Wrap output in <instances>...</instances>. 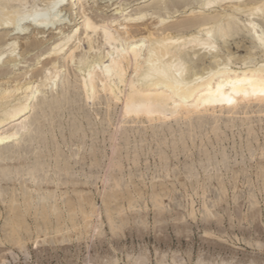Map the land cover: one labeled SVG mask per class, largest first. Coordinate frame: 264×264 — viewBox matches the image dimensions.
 <instances>
[{"label":"rangeland","instance_id":"rangeland-1","mask_svg":"<svg viewBox=\"0 0 264 264\" xmlns=\"http://www.w3.org/2000/svg\"><path fill=\"white\" fill-rule=\"evenodd\" d=\"M72 1H75L74 4H72ZM118 1L119 0H117V1L116 0H98V1H96V0H83V2L85 4V10L84 11L87 13V16L90 15L89 17H91L92 19L94 18V21H96L98 23H103L104 20H107L108 18L111 19L112 17H118L119 16V13H116V9L114 8L116 6V2H118ZM125 1L129 2V4H128L129 6L130 5H132V6L129 7L128 5H126L128 8L125 9L124 12L134 13L135 11H137L138 9H140L142 7L151 8V6L154 4V2L156 0H149L147 2H142L139 4H133L132 0H125ZM69 2H71L72 5L71 4L65 5L62 10L60 9L61 10L60 13L62 15H64L62 17L65 18L63 21L66 22V24L62 25V27H61L63 35L61 33L57 34V33L51 32L52 30L51 31L48 30L45 33L39 32L38 29H34V28L30 27L26 35H24V36L21 35L18 37L17 44H19V43L20 44L18 45L19 48H17L18 51H16V52H19V54L15 58H16V60H18L17 62L19 63V66H16L15 68H13L12 62L9 64L10 67H9V65H5V67L0 66V74L4 73L1 75L2 77L0 76V85L2 87L14 85L17 81L24 83L26 81V79L23 76H25L27 73H28L27 77H30V75L32 74L31 78L33 79V81L37 82L38 77L43 74L42 73L43 69L45 71L46 69L51 67L50 62H52V61L50 60V58H46L47 54H45L44 51L49 50L50 49L49 47H52V45H54L55 42L57 43L59 41V39H61L64 35L75 31L76 25H77L76 26L77 28L82 29V30H80L81 32L79 31V33H81V34H78V36L81 37V40H82L81 44L83 45L80 48V50L82 49V52H85L88 50V43L86 42L87 39L85 38V34H83L84 33V30L82 28L83 27L82 26L83 18L81 17L82 9H80L81 7L79 6V1L78 0H69ZM29 5H32V2ZM68 6H70V7H68ZM169 7L170 8L168 11L170 12V15H173L174 9L171 8V6H169ZM180 10L182 11V8H180ZM149 12H153V10H150ZM116 14H118V15H116ZM153 15L155 16V18ZM153 15H148V17H146L143 22H140L139 24L137 23V25L135 26V28L138 29L137 32L141 31L140 34L138 33L140 36L145 34L144 30H145L146 26H150V27L152 26L153 27V25L156 23L157 14H153ZM174 15H177V16L173 17L176 20L173 18H169L168 20L172 21V23L170 21L169 24H175L177 22L182 23V22H185L188 20V16L186 13L182 14L181 12H179V14L177 13ZM72 29H74V30H72ZM143 31H144V33H143ZM5 33H6V30H0V35H5ZM97 35H99V36H97ZM97 35L95 36L94 49H93V51H90L91 56H94L95 54L97 55L101 51L106 52L109 50V45H107V47L105 46V44H104L105 41H104V38L101 35V33H98ZM9 38H14V35H12ZM9 38H7V40ZM5 40L6 39H4L3 41L0 42V44L3 47L5 46V43L7 42V40H6V42H5ZM35 41H37L38 45L31 46L32 42L34 43ZM76 41H79V40H76ZM102 42H103L104 46H103ZM1 45H0V48L2 47ZM240 45H242V44H240ZM29 46H31L32 48L31 47L29 48ZM248 46H249V44H246V47H241L239 49L240 51H238L237 48L235 47V44H234L233 45V51L238 53V55L243 56L246 53ZM26 48L30 49L29 50L30 52ZM98 50H99V52H98ZM25 52H26V54H24ZM240 52L243 54H241ZM43 53H44V55H43ZM35 57H36V59H35ZM60 60L62 62H64V59L63 60L60 59ZM31 63H33V64L35 63V64L33 65ZM65 67L63 68L64 71H62L63 75L61 73L62 78L60 80H57V82H54L53 84L48 86L47 87L48 89L44 88L43 92H39V93L37 92L36 93L37 98L34 99V101L32 102L33 104H36V106L32 104L33 105L32 106L33 107V110H32L33 114L32 113L31 114L32 115L36 114L35 117H37V116H39L37 114L41 115L46 110H47L46 112H49L50 109H46V110L44 109L42 111L41 110V104H43V102H45V101L48 102L50 99L49 103L51 102V103H54L55 105H57L58 104L57 100L64 99L63 96L67 90L70 92L74 91V95L70 96V98H75V97L78 98L76 100H77V103L79 104L80 108L75 107L73 109L74 110L76 109L79 112L73 110V113H72L69 110L65 109V110L61 111V113H58L57 117H55V119H57V120H53V122L50 120H45V119H48L49 117L48 118L45 117L42 119V121L45 120L44 126H45V128H47V131L44 128L42 130L43 136H41V138H39V140H40L39 146L41 145V147H39L38 144H37V146L35 144V146L31 147L32 149L30 148V150H31V151H29L30 154L29 153L26 154V157L29 156L28 158H30L32 155L29 162L32 160L30 163H32V165H33V162H35L34 161L35 160V158H34L35 154H33V152L35 151V153H37L36 154L37 156L44 152V154L48 157L47 162L45 160H42L44 158H40L39 160L45 161V163H47V165L49 164V169L51 170V172H50L51 175L49 176L50 177L49 179L47 178L49 183L47 185L46 184L42 185L43 188L41 186L39 188V190H36V188L33 187L35 189L32 188L30 190V188H29V190L27 191V193L34 195V198L32 201L33 203L31 202L32 204L35 203L34 206H32L30 204L29 200H27V203H28V206H27L25 197L28 194L27 193L25 194L23 192L24 190L21 188V186H22L21 183L23 181L22 179H21L22 181L14 179L15 184H14L13 178H10V181L7 180L5 183L3 182L4 184L1 183L3 186L2 185L0 186V196H2L0 198V200L2 201V202L0 201V264H264V183H263L264 182L263 181L264 170H262V169H264V164H260L261 162H259V161H261L262 156L259 155L260 152H258V151L264 150L263 149L264 142H262V141H264V138H263L264 137L263 136L264 135V125H263L264 122L258 123L259 113L253 112V110L257 109V108L254 109V107H253V106H256V104H254L255 101H253V100L251 101V103L253 105L251 104L252 108H250V110L252 109V111L249 113V117L253 120L252 125L256 126V127L254 126V129H253L254 131H252V133H251L252 136L254 134L257 135V137L255 138V141L254 140L249 141L248 130L246 131L247 135L245 132H243L246 130L245 127H247V125H241V121H240L239 116L237 118L239 121L236 120L235 127L231 126L232 127L231 129H230V126L227 127L226 125H224L223 121H220V123H219L220 129L219 130H221V132L219 131V133L222 134V136L219 139L215 136V134L213 135L212 131H209L212 127L211 123L206 124L208 127L205 126V127H207L208 131L206 128H205V131L204 130L201 131L200 128H197L196 129L197 131H195L197 133L196 134L193 130H191V128L189 127L188 124H186V122H183L184 120H180L179 122H177L173 119L172 121L169 122L170 126L171 125L173 126V127H171L172 131L168 132L169 130L166 129V131H164V132L162 131V134L159 135L158 137L154 136L153 130H151L152 129L151 124L147 121L145 122V124H138L137 123V124H135V126L130 124L133 127L129 126V124H126L127 127L132 128V130H131V128L129 130V132H131V133L128 132V135H129L128 138L129 139L131 138L130 139L131 143H130V145H128L129 146L128 147L125 144V142H123L124 140L121 141V145L123 147V152H122L123 157H120V159H122V160H120L121 163L119 162L120 164H118V166H117V169H119V170L116 169V172L119 175V177L121 179L122 178L123 179L121 181L122 185L120 183L121 187H120V185L119 186L116 185L117 187L115 188V183L108 182V184L107 183L105 184L104 180H103L105 175H106L105 172H107V169H108L107 163L109 162L108 156L110 154V150H109L110 149V146H109L110 140H108L110 129H108L109 128L108 124H105V123H107V121H104V120H106L104 118L105 117L107 118L106 113L108 112V107L105 104L106 103L105 99H106L107 95L104 92H101L100 96L102 95V97L99 99H96V100H98V103L96 102V100L95 101L90 100V102H89V100L87 101L86 98H84L85 95L83 94V92H81V89H79L80 86L78 84L79 83L78 79H80V76H79L80 72L77 70L76 65L73 63H69V64H65ZM10 68H12L13 70L12 69L10 70ZM16 68H18V69H16ZM27 70L29 72H27ZM7 71H10V72L8 73ZM75 74H77L79 76V78ZM71 80L73 81L74 84L72 83ZM70 82H71V84H70ZM63 83H65V84L63 85ZM72 85H74V86L72 87ZM64 87H66V88H64ZM75 91H77V93ZM81 93H82L83 97L81 96ZM56 94H58V95L55 96ZM60 94H62V95H60ZM60 96L62 97L61 99H60ZM56 97H59V98H56ZM39 98H40V100H39ZM46 98H48V99H46ZM53 98H54V100H53ZM37 99L39 100V102ZM85 100H86V102H85ZM81 102H83V104ZM93 102H95V103H93ZM78 104H77V107H79ZM86 105L87 106L90 105V106H88L89 108L84 107ZM94 105L97 107H95ZM115 106L116 105L113 103V108L110 109L111 114L112 115L114 114L113 117L117 115V111H119V109H120V103L116 107ZM85 108H86L87 112L89 109L88 113H86ZM90 108H91V110H94V111L91 112ZM96 108L100 109V113H99V110ZM105 110H106V112L103 113ZM67 112H68V114H67ZM83 112H85L84 115H83ZM97 112L100 114L99 116L96 115ZM64 113H65V115L62 116ZM74 113L76 115H80V113L82 114L81 116L83 118V120H82V127L83 128L89 129L91 126H95L96 124L99 126L98 131H101V133L98 134L99 136H98V140H97L96 145L91 143V146H90V144H88L91 142V138L88 136L85 138V141L83 140L84 141V143H83L81 137H79L82 135H80V133L75 134L73 132V130H71V129H73L72 127H67V125L71 126V123H70L71 122V116H73ZM219 113L220 112L218 111L216 115H219ZM91 114H93L94 117L91 116ZM103 115H105V116H103ZM239 115L242 116V114H239ZM254 115H255V119L253 118ZM88 117H89V119H88ZM96 117H97V119H96ZM90 119H91V122H90ZM59 120H61V121H59ZM66 120L68 121V124H67ZM21 121H24V118H22L21 120L15 122V123H19ZM49 121L52 123V125H50L51 123ZM100 121H103V122L101 123ZM173 121H175V122H173ZM58 122H60V123H58ZM87 122H90V123H87ZM222 122H223V124H222ZM56 123L58 126L56 125ZM176 123L178 124V126H180L183 129L178 127ZM77 124L79 125V123H77ZM92 124H94V125H92ZM184 124H186V126ZM48 125L50 128L51 127L52 128L49 129ZM61 125L62 126L65 125V126L61 128L60 127ZM100 125H102V126H100ZM137 125L139 127H137ZM143 125L147 128H145ZM154 126H155L154 127L155 130H157L158 128H159L158 130L161 129L159 123H156V125L154 124ZM176 126L184 132H182L181 130L176 128ZM53 127H55V128L53 129ZM58 127H60V128H58ZM142 127H144V128H142ZM184 127H186V129H188V128L189 129L186 131V129ZM68 128H69V130H68ZM102 128L106 129V132L104 133V135L102 133L104 129H102ZM137 128L138 129L140 128V129L138 132L135 133L134 131L138 130ZM240 128L241 129L243 128V129L241 130ZM48 129L51 132V135H50ZM174 129H175V131H174ZM198 129H199V131H198ZM236 129H238L240 131V133L242 131L241 136L239 133H237L239 131H237ZM54 130H55V132H53ZM63 130H64L63 133L67 137L66 143H65L64 139L61 137V134H59V133H61L60 131H63ZM108 130H109V132H108ZM142 130L145 132H143ZM227 130H230V131H227ZM43 131H44L45 135H44ZM180 131L183 134L184 133L185 134L183 135ZM191 131L193 133H195V138H194V135H191V133H192ZM71 132H73V133H71ZM141 132L143 135L141 134V136H140L139 133H141ZM187 132H188V134H187ZM204 132H206V133H204ZM228 132H230V133H228ZM27 133H28L27 136L25 133H22V134H25V135H22V136H24V138H22V141H21L24 144H25L24 139L29 137V135L31 133V129ZM48 133L52 137L55 135L56 138L50 137L48 135ZM144 133H146V134H144ZM147 133H148V135H147ZM224 134L227 137V139L224 136ZM173 135L175 137H173ZM189 135H191V139L188 138V137H190ZM237 135H238V137L239 136L240 137L238 138ZM73 136H75V137L73 138ZM161 136H163V137H161ZM165 136L167 138L166 141H167V144L169 146L166 145ZM169 136H171V138ZM192 136H193V138H192ZM230 136L231 137L234 136V137H232V139H230L231 138ZM42 137H44L46 139L42 140ZM101 137H104V138L101 140ZM144 137H146L145 138L146 140L144 139ZM168 137H169V140H168ZM236 137L238 139H236ZM199 138H201V140H199ZM208 138H209V140L206 141ZM211 138H212V140L210 141ZM228 138H229V140H228ZM244 138H246L248 140V142ZM51 139H53V141ZM56 139H57V141H56ZM76 139H78L79 141L78 140L76 141ZM104 139H106V140H104ZM159 139L162 143H160ZM161 139L164 141H162ZM182 139L183 140L185 139V141L187 140L186 141L187 144L186 143L183 144V142H185V141H183ZM214 139H216V140H214ZM225 139H226V141H224ZM257 139H258V141H257ZM71 140L73 143L71 142ZM139 140H140V143H139ZM143 140H145L147 144H145V142ZM192 140H194L195 143L194 142L191 143ZM219 140H220V142H219ZM239 140L241 142L240 143L241 146L239 144ZM27 141H29V139H27ZM142 141H143V143H141ZM174 141H176V143H178V146H179L178 149L174 148V144H175ZM215 141H217V145H215L216 144ZM42 142H44V143L42 144ZM46 142H48L47 143L48 146L45 145ZM57 142H60V144ZM62 142L65 145H63ZM156 142H158V143H156ZM180 142L185 147L187 145L188 149H187V147L185 148ZM212 142H213V144H211ZM221 142L224 145L221 144ZM28 143L30 144V142H28ZM28 143L26 142V145ZM201 143H203L204 145ZM250 143H252V144H250ZM101 144H102V146H101ZM133 144L134 145L137 144V145H135L136 147ZM143 144H145V145H143ZM153 144L156 146H154ZM198 144H200V145H198ZM232 144H234V145H232ZM236 144L237 145L239 144V146H237ZM83 145H85V147ZM141 145H142V147H141ZM157 145L158 146L164 145V148H163L164 150L159 149V147ZM210 145H214L215 147L214 146L211 147ZM245 145H246V147H245ZM181 146H183L182 148H184L187 151L182 149ZM199 146H200V148H199ZM202 146H204L203 147L204 149L202 148ZM206 146L210 150H208ZM261 146H262V149H261ZM33 147L34 148L36 147L35 150ZM43 147H44V150H43ZM60 147H61V151H60ZM89 147L91 148V150L89 149ZM125 147H127L130 150L129 155L126 152L127 148H125ZM140 147H141V149H140ZM156 147H157V149H156ZM166 147H167V149H166ZM220 147H222V148H220ZM229 147L230 148L235 147V148L230 149ZM248 147H250L252 150ZM257 147H258V149H257ZM71 148H72L73 152H75V153L72 152ZM96 148H98V150ZM170 148H171V150H170ZM197 148L200 149V151L202 150L205 154L202 151L201 152L198 151ZM48 149H50V151ZM136 149H138L137 150L139 153L138 156L140 155L139 158L137 157L139 159V161L136 157L134 158V156H133V155H135V153H133V152ZM154 149L158 153H156ZM239 149H241V150H239ZM37 150H38V152H37ZM53 150H55L56 152ZM83 150H85V151H83ZM146 150H147L148 154H147ZM173 150H174V152H173ZM234 150L237 153H235ZM254 150H255L256 154L254 155L255 157H253V159H252V154L250 152L254 151ZM62 151H65L67 153L63 152V154H62ZM99 151H101L103 154ZM190 151H192V153ZM220 151H222V152H220ZM57 152L59 155L62 154V155H60L61 157L59 156L60 158H57V159H60V161H59V162H61V163H59L60 167L61 166L64 167V160L63 161H61V160H62L64 154H66V156L67 155L69 156V157H67V160L68 161L70 160L68 162L69 164H67V166L69 165L68 168H70V169L73 168V170H75V172H73L74 174L72 173L73 170H70L71 174H73V175L72 176L70 175L72 177V180L70 177L69 181H68V186H67V183H65V184L61 183L63 185L59 184V181H57L58 178L54 175V173H52L53 172L52 167L55 168L56 167L55 165H57V160L54 159L57 155L55 153H57ZM159 152H161V153H159ZM166 152L168 153V155L166 154ZM179 152H180V154H179ZM184 152H186L187 154ZM199 152H200V156L197 157ZM212 152H214V154L216 156ZM217 152H219V153H217ZM240 152L241 153L243 152L242 156H244V157L241 156ZM47 153H49V154H47ZM82 153H84V155ZM91 153L97 154L98 159H99L98 161L100 163L96 160L94 161L93 154H91ZM183 153H184V155H187V156H184ZM225 153H226V155H225ZM234 153L237 156V158L234 157L235 156ZM238 153L240 154V156ZM71 154H72V156H71ZM75 154H78L79 157H78V155H75ZM88 154L92 155L91 159H90V155H88ZM159 154H161L160 157H159ZM174 154H175L176 159L178 161L176 159L174 160V158H175ZM222 154L225 155L226 157L225 156L223 157ZM41 155L44 156L43 154H41ZM50 155H51V157H50ZM81 155L84 156V159L82 158ZM162 155H164L165 157ZM177 155H178V157H179V155H181L180 156L181 160L179 158H177ZM206 155L207 156L209 155L210 159L207 158ZM188 156H190V157L188 158ZM248 156L251 157L250 160L252 161V163H251V161L249 162L250 157H248ZM186 157H187V159H186ZM211 157H212V160H211ZM240 157H242V158H240ZM50 158H52V159H50ZM143 158H144V161H143ZM184 158L186 159L185 161H184ZM239 158H240V160H239ZM167 159H169L170 161ZM192 159H193V161H192ZM206 159H208V160H206ZM213 159H215L216 162ZM221 159H223V160H221ZM233 159H235L236 161ZM83 160H85V162ZM125 160L126 161L128 160V161L126 162ZM133 160H134V162H133ZM146 160H147V162H146ZM241 160H242V162H241ZM53 161H55V162H53ZM71 161H73V162H71ZM74 161L77 163V165ZM154 161L156 162V164H154L155 163ZM219 161L223 164V166L221 163H219ZM228 161H230V162H228ZM231 161L233 162V165L235 164L234 162L237 163V164H235V167L230 164V163H232ZM78 162H80V163H78ZM96 162H98V163H96ZM145 162H146V164H145ZM172 162H174L173 165H172ZM177 162H179V164ZM186 162L188 165L186 164ZM52 163H54V164H52ZM182 163H184L186 165H182ZM224 163H226L225 165H227L228 170H227V167L225 168ZM256 163L259 165H256ZM98 164H100V165L98 166ZM161 164H162V166H160ZM174 164L177 165L175 168H174ZM220 164H221V166H220ZM240 164H242V165H240ZM72 165H74V166H72ZM127 165L129 166V169H128ZM137 165H138V167H137ZM155 165H157V166L155 167ZM202 165H203V167H202ZM214 165L216 166L217 169L212 168V166L215 167ZM251 165H252V167H251ZM91 166L93 169L91 168ZM94 166H96V167H94ZM130 166H131V168H130ZM133 166H135L136 169ZM183 166H184V168H183ZM189 166H191V167L189 168ZM206 166H207V168L205 169ZM240 166H243L244 170L241 169L243 167H240ZM122 167H124V168L120 169ZM151 167H153V168H151ZM166 167H168V168L166 169ZM223 167L225 169H223ZM233 167L235 168V170L232 169ZM236 167H238V169H236ZM176 168H178V169L176 170ZM191 168H194V169L191 170ZM208 168L210 170H208ZM204 169L207 171H205ZM258 169L261 171H259ZM91 170H92V173L90 172ZM240 170H243L244 172L240 171ZM85 171H86V173H85ZM173 171H174V173H173ZM175 171H176V173H175ZM178 171L180 173H178ZM198 171H199V173H197ZM213 171L218 173V175H216V173H214ZM83 172H84V174H83ZM131 172L133 174H130ZM153 172H155V173L153 174ZM188 172H189V174H188ZM204 172L206 173V175ZM207 172H208V174H207ZM235 172H236V175L234 174ZM239 172H240V174H239ZM259 172L262 174H260ZM90 173H91V175H90ZM97 173H99V174L96 175ZM185 173H186V175H185ZM190 173L196 175V177L194 175L192 176ZM237 173H238V177H237ZM247 173L250 177L247 175ZM86 174H87V176H86ZM140 174H141V176H140ZM176 174L177 175L180 174L179 175L180 177L177 176ZM198 174H199V177H197ZM214 174H215V176H214ZM221 174L223 175V177ZM228 174H231V175H228ZM13 175H12V177H14ZM74 175H75V177H74ZM77 175H79V177ZM92 175H93V177H92ZM131 175H132V177H131ZM144 175H145V177H144ZM207 175H208V177H206ZM232 175L236 176V179H235V177H232ZM25 176H26V173H25ZM89 176L92 178L90 179ZM127 176H129V177L127 178ZM153 176H155V177H153ZM166 176L169 179H167ZM187 176H189V177L187 178ZM202 176H205V177H202ZM219 176H220V178H218ZM53 177H54V179H53ZM99 177H100V180H98ZM176 177L178 180L176 179ZM191 177H193V178H191ZM261 177H262V179H261ZM73 178H74V180H73ZM138 178H140V180H138ZM141 178H143V179L141 180ZM153 178H154V180H153ZM155 178H157L156 180H158V179H160V180L155 181ZM186 178H187V180H186ZM196 178H198V179H196ZM229 178H231V179H229ZM249 178H250V180H249ZM255 178H257V180L259 179L258 182L256 180H254ZM94 179L96 182L94 181ZM208 179H210L211 181ZM232 179H233V181H232ZM79 180H82V181H79ZM143 180L145 181V183ZM152 180L154 181V183L152 182ZM176 180H177V182H176ZM182 180L186 181V183L184 184L183 183L184 181H182ZM192 180H193V182H192ZM204 180L206 181V183ZM217 180H218V185H216ZM85 181L87 182V184H85L86 183ZM130 181H131V183H130ZM134 181L137 183H134ZM25 182L26 183L28 182V184H31V183H29L28 180ZM126 182H128L129 185H127ZM220 182H222V183H220ZM255 182H257V183L255 184ZM261 182L263 185L261 184ZM109 183L111 184L112 187L109 185ZM112 183H113V185H112ZM168 183H170V184H168ZM252 183H253V185H252ZM5 184H8V185H5ZM13 184L16 187L13 186ZM69 184H71V185H69ZM154 184H156V185H154ZM209 184H210V186H209ZM220 184H221V186H220ZM222 184H224V185H222ZM57 185H59V186L56 187ZM197 185H199V186H197ZM256 185H257V187H256ZM258 185H259V187H258ZM218 186H220V187H218ZM222 186L223 187L225 186L224 188H226V189H224ZM44 187H45V189H44ZM217 187H218V189H217ZM7 188L9 189L10 192L8 191ZM14 189H16V194L19 195L18 196V197H20L19 199H17L18 198L17 195L14 194L15 193ZM103 189L107 190V191L104 192ZM108 189L111 191V192L109 191L111 194L108 192ZM164 189H165V191H164ZM6 190H7V192H6ZM33 190H35V191H33ZM47 190L50 191V193L47 192ZM167 190H169V194H168ZM209 190H210V193H209ZM1 191H5V192H1ZM52 191L54 194L52 193ZM163 191L165 194L162 193ZM216 191H219L220 194ZM220 191H222V192H220ZM240 191H242V192H240ZM11 192H12V194H11ZM81 192H82V194H81ZM2 193H3V195H2ZM22 193L25 196L22 195ZM40 193H41V195H43V194L50 195L51 198L49 200L51 201V203L48 200L46 203L44 202V204H43L42 203L43 201L39 198ZM51 193H52V195H51ZM65 193H67V194H65ZM234 193H235V195H237V194L238 195L235 196ZM56 194L58 196L55 197ZM9 195H11L12 197ZM64 195H65V197H63ZM218 195H220V197ZM221 195H223V196H221ZM13 196H14V201H16V199L18 200V201H16V203L14 201H13L14 203L10 202L11 200H13L12 199ZM105 196L107 198H105ZM188 196H190V197H188ZM53 197H55V198H53ZM103 197L105 200L103 199ZM158 197H160V199ZM206 197L207 198L210 197V199L209 198L207 199ZM81 198L83 200H81ZM3 199H5V200H3ZM35 199H37V200H35ZM68 199L71 202L72 201L73 202L71 203ZM177 199H178V202L176 203ZM218 199H220V200H218ZM8 200H9V205L7 204ZM80 200H81V203L79 202ZM204 200H205V202H204ZM104 201H106V202H104ZM186 201H188V202H186ZM157 202L159 203L158 205H156ZM210 202H211V204H210ZM186 203H187V205H186ZM37 204L39 206H37ZM51 204L53 205V208L51 207L52 206ZM54 204H56V205H54ZM160 204H162V205H160ZM42 205H44L45 208H44V206L41 207ZM93 205L94 206L96 205V209H94L95 207ZM30 206H32L33 208L32 207H31L32 209L29 208ZM159 206H161V207H159ZM180 206H182V208ZM207 206H208V208H207ZM7 207H8V209H7ZM9 207H11L12 209ZM13 207L19 208L16 210L18 212H15L14 211L15 208L13 209ZM23 207L26 208L25 210H27V212L24 210ZM91 207H94V208H91ZM9 209L11 212L9 211ZM20 209L23 211L22 212L23 216L21 214ZM78 209H80V210H78ZM57 210L59 211V213L57 212ZM91 210H92V213H91ZM12 211H14L15 213L13 212L14 213L13 214ZM36 211H38V212L36 213ZM46 211H48V212L46 213ZM72 211L74 213L73 215H72ZM80 211L85 214V217H84V214L82 215L80 213ZM95 211H97V212H95ZM208 212H209V214H208ZM34 213L36 215H34ZM43 213H45L46 215ZM48 213H49V216L51 215V217H48V215H47ZM15 214L17 216H15ZM69 214H70V216H69ZM107 214H109V215H107ZM86 215L89 217H87ZM36 216L38 217V219L36 218ZM11 217L16 219V221H14V219L12 220ZM16 217L19 219V221ZM41 217L43 218V222L41 221L42 220ZM89 218H91V219H89ZM45 220H47V221H45ZM85 220H86V223L84 222ZM13 222H19L20 223L19 225H21V226H19V225H18L19 227L17 226L19 229L12 225ZM59 222H60V224H58ZM51 223H53V224H51ZM9 224H11V226ZM44 224H46L45 227H44ZM54 224H56L57 227ZM24 225H26V226H24ZM62 225H63V227H62ZM9 226H10V228H9ZM60 226L62 228L59 229ZM23 227H25V228L23 229ZM16 228H17V231H14V234H13L12 232ZM39 228H40V230L38 231ZM19 230H22V231L19 232ZM54 230H55V232H54ZM16 233H18L19 235ZM12 234H13V237H12ZM17 237H18L19 241L16 240Z\"/></svg>","mask_w":264,"mask_h":264},{"label":"bare ground","instance_id":"bare-ground-1","mask_svg":"<svg viewBox=\"0 0 264 264\" xmlns=\"http://www.w3.org/2000/svg\"><path fill=\"white\" fill-rule=\"evenodd\" d=\"M78 1H79V6L81 7L80 9H82V15H81V17L83 18V20H82V26L83 27L82 28L84 30L83 34H85V38L87 39L86 42L88 43V50L85 52H82V49L80 50V48L83 45L81 44V42H82L81 37L78 36V34H81V33H79V31L82 29L77 28L76 27L77 25H76L75 31H73L71 33L68 32L69 34L64 35L61 39H59V41L57 43L55 42L54 45H52V47H49L50 48L49 50L44 51L45 54H47L46 58H50V60L52 61V62H50L51 67H49L45 71L43 69V72H42L43 74L38 77L37 82L33 81V79L31 78L32 74L30 75V77H27L28 76V73H27L25 76H23L26 79V81L24 83H21L20 81H17V82L15 81L16 83L14 85H10L7 87H2L0 85V186L2 185L1 183H3V182L5 183L7 180L10 181V178H13V181H14V179L20 180V181L23 180L21 183L22 184L21 188L24 191L22 189L21 190L26 194L27 191L29 190V188L31 190L33 187H35L36 190H39V188L42 185H44V184L47 185L49 183L47 178L48 179L50 178L49 176L51 175V173H50L51 170L49 169V164L47 165V163H45V161L47 162L48 157L44 154V152L43 153L40 152L44 156H42L40 153H39L40 155L37 156L36 155L37 153H35V151H34L36 147L35 148L33 147L34 152L33 151L32 152H33V154H35V156H34L35 162H33V165H32V163H30L32 160L29 162L32 155L30 158H28L29 156L26 157V154H28L29 151H31L30 148L32 146H35V144H36V146H37V144L39 146V144H40L39 138H41V136H43L42 135L43 128L46 129V131H47V128H45V126H44L45 120H50L53 122V120H57V119H55V117H57L58 113H61V111L67 109L73 113V110H74L73 108H75V107L80 108V106L76 100L78 98H76V97L70 98V96L74 95V91L70 92L68 90L64 93V96H63L64 99L57 100V102H58L57 105H55L54 103H51V102L49 103L50 99L48 102H46V101L43 102V104H41V110L43 111L44 109L45 110L50 109V111L46 112L47 111L46 110L41 115L37 114V115H39L37 117H35L36 114L32 115L33 114L32 113V110H33L32 106L33 105L36 106V104H33L32 102L34 101V99L37 98V95H36L37 92L38 93L43 92L44 88H47L48 86H50L51 84H53L54 82H57V80H60L62 78V75H63L62 71H64L63 68L65 67V64H69V63L75 64L77 70L80 72V75H79L80 79H78L79 76L77 74H75V75L78 76L77 79L79 80V83L78 82L77 83L80 86L79 89H81V92H83V94L85 95L84 98H86L87 101L88 100H89V102H90V100L95 101L96 99L101 98L102 97V95L100 96L101 92H104L107 95V97L105 99V101H106L105 104L108 107V112L106 113L107 118L105 117L104 119H106V120H104V121H107V123H105V124H108V126H109L108 129H110L109 139H108V140H110V145H109L110 146V149H109L110 154L108 156L109 162L107 163L108 169H107V172H105L106 175L104 174L105 177L103 179L105 184L106 183L108 184V182H113V183H115V188L120 185L123 178L121 179L119 177V175L116 172V169H117L118 164L121 163L120 160H122V159H120V157H123V155H122L123 147L121 145V141L124 140L123 142H125V144L127 146L130 145V143H131L130 139L131 138L130 139L128 138L129 137L128 132H129L130 128L133 127L132 125L135 126V124H137V123L138 124H145L146 121L149 122L151 124V127H152L151 130H153L154 136H157V137L162 134V131L163 132L166 131V129L169 130L168 132L172 131L171 127H173V126L172 125L170 126L169 122L172 121L173 119L177 122H179L180 120H184L183 122H186V124H188L189 127L191 128V130H193L194 132L197 131L196 130L197 128H200L201 131H203V130L205 131V128L207 129V127H208L206 124L211 123L212 127L209 131H212L213 135L215 134V136L219 139L222 136V134L219 133V131L221 132V130H219L220 129V126H219L220 121H223L224 125H226L227 127L230 126V129H231L232 127H235L236 120H238L237 118L239 116L240 121H241V125H247V127H245L246 130L243 132L246 133V131L248 130L249 141H253V140L255 141V138L257 137V135L256 134H254L253 136L251 135L252 131H254L253 129H254L255 125H252L253 120L249 117V113L252 111V109L250 110V108H252L253 104L251 103V101L253 100V101H255V103L254 102L253 103L256 104V106H253V107H254V109L257 108L256 110H253V112L259 113V118L257 117L258 123L264 122V0H156L154 2V4L151 6L152 9L148 8V7H142L138 10L136 9L137 11H135V12L132 10L134 13L124 12V10L128 8L126 5H128L129 2H127L125 0H119L118 2H116V6L115 7L113 6L116 9V13H119V16L118 17H112L111 19L108 18L107 20H104L103 23H98V22L94 21V18L92 19L91 17H89L90 15L87 16V13L84 11L85 10V4H84L83 0H78ZM96 1H98V0H96ZM147 1H149V0H132L133 4H139V3L147 2ZM31 2H32V5H29ZM74 2L75 1H72V4H74ZM70 4H71V2H69V0H0V30H6L5 35H0V42L3 41L4 39L7 40V38L14 35V38H9L7 40V42L5 40L6 43L4 42L5 43L4 47L0 44L2 46L0 48V66L5 67V65H9L11 62L13 63V68H15L16 66H19V63L17 62L18 60H16V58H15L19 54V52H16V51H18L17 48H19L18 45L20 44V43L17 44V40H18L19 36L26 35L30 27H32L34 29H38L39 32L45 33L48 30H50V31L52 30L51 32H54L57 34L61 33L63 35L61 27H62V25L66 24V22L63 21L65 18L62 17L64 15H62L60 13V11L63 9V7L65 5H70ZM130 6H132V5H130ZM169 6H171V8L174 9L173 15H170V12L168 11L170 8ZM68 7H70V6H68ZM180 8H182V11L180 10ZM149 9L153 10V12H149L150 11ZM179 12H181L182 14L186 13L188 16V20L185 22H182V23L177 22L175 24H169V22L171 20L169 21L168 19L177 16L174 14H177V13L179 14ZM153 14H157V18H156L157 21L154 24L155 26L154 25H153V27L152 26L151 27L146 26L145 30H144L145 34L140 36L139 34L141 33V31L137 32L138 29L135 28V26L137 25V23L139 24L140 22H143L145 20V18L148 17V15H153ZM116 15H118V14H116ZM154 18H155V16H154ZM173 19H175V18H173ZM171 23H172V21H171ZM72 30H74V29H72ZM144 31H143V33H144ZM98 33H101V35L103 36L104 41H105L104 42L105 46L107 47V45H109V50L106 52H103V51L99 52V50H98L99 53L97 55L95 54L94 56H91L90 51H93V49H94L95 36ZM97 36H99V35H97ZM76 40H79V41H76ZM102 44H103V42H102ZM104 44H103V46H104ZM234 44H235V47L237 48L238 51H240L239 49L241 47H246V44H249V46L247 47L246 53L243 56H240V55H238V53L233 51V45ZM240 44H242V45H240ZM35 45H38L37 41H35L34 43L32 42V44H31V46H35ZM31 46H29V48ZM26 49H28V48H26ZM29 50L30 49H28V51ZM24 54H26V52ZM241 54H243V53H241ZM43 55H44V53H43ZM35 59H36V57H35ZM60 59H62V60L64 59V62H62ZM31 64H33V63H31ZM9 67H10V65H9ZM11 69L12 68H10V70ZM16 69H18V68H16ZM7 72L9 73L10 71H7ZM27 72H29V71L27 70ZM61 73H62V75H61ZM2 74H4V73H1L0 76ZM72 83H73V81H72ZM64 84L65 83H63V85ZM70 84H71V82H70ZM73 86L74 85H72V87ZM64 88H66V87H64ZM75 92L77 93V91H75ZM57 95L58 94H56L55 96H57ZM60 95H62V94H60ZM81 96H82V93H81ZM40 98H39V100H40ZM56 98H59V97H56ZM61 98L62 97L60 96V99ZM46 99H48V98H46ZM39 100H38V102H39ZM53 100H54V98H53ZM86 100H85V102H86ZM96 102L98 103V100H96ZM81 103L83 104V102H81ZM93 103H95V102H93ZM113 103L116 106L120 103V109H119V111H117V115L114 117H113L114 114L112 115L111 111H110V109L113 108ZM77 104L79 107H77ZM88 106H90V105H88ZM88 106L86 105L84 107L89 108ZM95 107H97V106H95ZM96 109H98L99 113H100V109L99 108H96ZM90 110H91V108H90ZM74 111H77V110L75 109ZM85 111H86V108H85ZM92 111H94V110H91V112ZM218 111L220 113H219V115H216ZM77 112H79V111H77ZM88 112H89V109H88ZM88 112L86 111V113H88ZM105 112H106V110L103 113H105ZM81 113H80V115H76L74 113L73 116H71V122H70L71 126L67 125L68 124V121H67L68 117H67L66 118L67 119L66 125H67V127H72L73 129H71V130H73V132L75 134L80 133V135H82V136H79V135L78 136L81 137L83 143L85 141V138L88 136L91 138V142L88 144H90V146H91V143L96 145L97 140H98V136H99L98 134L101 133V131H98L99 126L96 124L95 125L96 127L91 126L89 129L83 128L82 127L83 118L81 116L82 115ZM84 113L85 112H83V115H84ZM99 113L97 112L96 115L99 116L100 115ZM67 114H68V112H67ZM239 114H242V116H240ZM64 115H65V113L62 116H64ZM91 116H93V114H91ZM103 116H105V115H103ZM45 117H47V118L49 117V118L42 121V119ZM22 118H24V121H21L19 123H15V122L21 120ZM253 118L255 119V115ZM88 119H89V117H88ZM96 119H97V117H96ZM59 121H61V120H59ZM175 121H173V122H175ZM90 122H91V119H90ZM90 122H87V123H90ZM100 122L102 123L103 121H100ZM223 122H222V124H223ZM58 123H60V122H58ZM77 123H79V125L80 124L81 125L79 126ZM156 123L160 124V128H161L160 130H158L159 128L157 130L154 129V127H155L154 124L156 125ZM126 124H129V126H131V127H127ZM130 124H132V125H130ZM186 124H184V125L186 126ZM50 125H52V123ZM56 125H57V123H56ZM92 125H94V124H92ZM64 126L61 125L60 127L62 128ZM100 126H102V125H100ZM177 126H178V124H177ZM177 126H176V128L180 127V126H178V127ZM205 126H207V127H205ZM60 127H58V128H60ZM137 127H139V126L137 125ZM144 127H142V128H144ZM48 128L51 129L52 127L50 128L48 125ZM54 128L55 127H53V129ZM104 128H102V129H104ZM145 128H147V127H145ZM184 128L186 129V127H184ZM30 129H31V133H30L29 137L24 139V142H25V144H24L21 142L22 138H24V136H22V135L26 134V136H27L28 135L27 132H29ZM49 129H48V131H49ZM139 129L134 131V132L135 133L138 132ZM181 129H183V128H181ZM181 129H179V130H181ZM188 129H186V131ZM68 130H69V128H68ZM131 130H132V128H131ZM236 130L239 131L238 129H236ZM44 131H43V133H44ZM174 131H175V129H174ZM198 131H199V129H198ZM207 131H208V129H207ZM227 131H230V130H227ZM53 132H55V130ZM60 132L61 133H59V134H61V137L64 139V141L66 143L67 137L63 133L64 130L60 131ZM73 132H71V133H73ZM105 132H106V129L103 130V132H102L103 135ZM108 132H109V130H108ZM143 132H145V131H143ZM182 132H184V131H182ZM188 132H187V134H188ZM206 132H204V133H206ZM22 133H25V134H22ZM49 133L51 135L50 131H49ZM49 133H48V135H49ZM129 133H131V132H129ZM195 133H193V132L191 133V135H194V138H195ZM228 133H230V132H228ZM237 133H239L241 136L242 131H241V133H240V131ZM139 134L141 136L142 132ZM144 134H146V133H144ZM44 135H45V133H44ZM147 135H148V133H147ZM191 135H189L190 137H188V138L191 139ZM246 135H247V133H246ZM224 136H225V134H224ZM50 137H52V136H50ZM74 137L75 136H73V138ZM161 137H163V136H161ZM169 137L171 138V136H169ZM169 137H168V140H169ZM173 137H175V136L173 135ZM232 137H234V136H232ZM232 137L230 139H232ZM237 137H238V135H237ZM237 137H236V139L239 138V137L238 138ZM52 138H56L55 135ZM103 138L104 137H101V140ZM145 138L146 137H144V139ZM165 138H166V136H165ZM192 138H193V136H192ZM27 139H29V141H27ZM44 139H46V138L42 137V140H44ZM226 139H227V137H226ZM226 139L224 141H226ZM244 139L247 140L246 138H244ZM51 140L53 141V139H51ZM77 140L78 139H76V141ZM104 140H106V139H104ZM145 140H143V141L145 142V144H147ZM166 140H167V138L165 139V141ZM199 140H201V138H199ZM208 140H209V138L206 141H208ZM211 140H212V138L210 139V141ZM214 140H216V139H214ZM220 140H219V142H220ZM228 140H229V138H228ZM240 140H239V144L241 143ZM56 141H57V139H56ZM143 141L141 143H143ZM159 141H160V139H159ZM162 141H164V140H162ZM183 141H185V139ZM186 141L183 142V144H185V143L187 144ZM257 141H258V139H257ZM26 142L27 143L30 142V144L28 143L29 145L28 144L26 145ZM71 142H72V140H71ZM192 142H194V140H192L191 143ZM215 142H216L215 145H217V141H215ZM247 142H248V140H247ZM262 142H264V141H262ZM43 143L44 142H42V144ZM47 143L48 142H46L45 145L48 146ZM57 143L60 144V142H57ZM139 143H140V140H139ZM156 143H158V142H156ZM160 143H162V142L160 141ZM174 143H175L174 148L178 149V147H179L178 143H176V141H174ZM145 144H143V145H145ZM201 144H203V143H201ZM211 144H213V142ZM221 144H223V143L221 142ZM234 144H232V145H234ZM239 144L238 145L236 144V145L239 146ZM250 144H252V143H250ZM63 145H65V144L63 143ZM135 145H137V144H135ZM164 145H159V146L157 145V146L159 147V149L162 150L164 148ZM166 145L169 146L167 144V141H166ZM198 145H200V144H198ZM83 146L85 147V145H83ZM101 146H102V144H101ZM154 146H156V145H154ZM183 146H181V148ZM210 146L212 147L214 145H210ZM240 146H241V144H240ZM39 147H41V145ZM141 147H142V145H141ZM141 147H140V149H141ZM186 147H187V145H186ZM203 147L204 146H202V148ZM245 147H246V145H245ZM250 147H248V148H250ZM125 148H127V147H125ZM199 148H200V146H199ZM220 148H222V147H220ZM234 148L231 147L230 149H234ZM89 149L91 150L90 147H89ZM96 149L98 150V148H96ZM156 149H157V147H156ZM166 149H167V147H166ZM182 149H184V148H182ZM187 149H188V147H187ZM207 149H208V147H207ZM257 149H258V147H257ZM261 149H262V146H261ZM263 149H264V147H263ZM43 150H44V147H43ZM48 150L50 151V149H48ZM71 150H72V148H71ZM128 150L129 149L127 148L126 152L129 155L130 150L129 151ZM137 150L138 149L134 150V152H133V153H135V155L137 154L136 156L131 153L134 156V158L135 157L139 158V156H140V155L138 156L139 153ZM170 150H171V148H170ZM208 150H210V149H208ZM239 150H241V149H239ZM53 151H55V150H53ZM60 151H61V147H60ZM83 151H85V150H83ZM185 151H187V150H185ZM198 151H200V149H198ZM37 152H38V150H37ZM58 152L55 153L57 155L54 159L57 160V165H55L56 166L55 168L52 167V169H53L52 173H54V175L58 178L57 181H59V184L67 183V186H68L69 178L74 174L73 172H75V170H73L72 167H71L72 169L68 168L69 165L67 166V164H69L68 162L70 160L69 161L67 160V157H69V156L68 155L66 156V154H64V156L61 160V161L64 160V167H62V166L60 167L59 163H61V162H59L60 159H57V158H60L61 157L60 155H62L63 152H65V151H62V154H60V155L58 154ZM72 152H73V150H72ZM99 152H101V151H99ZM146 152H147V150H146ZM155 152H156V150H155ZM173 152H174V150H173ZM190 152L192 153V151H190ZM200 152L198 153L197 157L200 156ZM220 152H222V151H220ZM234 152H235V150H234ZM258 152H260L259 155L262 156V159L259 162H261L260 164H264V150H261ZM65 153H67V152H65ZM73 153H75V152H73ZM156 153H158V152H156ZM159 153H161V152H159ZM184 153H186V152H184ZM184 153H183V155H184ZM212 153L214 154V152H212ZM217 153H219V152H217ZM235 153H237V152H235ZM235 153H234V155H235ZM242 153H241V156H242ZM250 153L252 154V159H253V157H255L254 155L256 154L255 150L251 151ZM47 154H49V153H47ZM82 154L84 155V153H82ZM91 154H93L94 161L99 160L97 154H95V153H91ZM147 154H148V152H147ZM166 154L168 155L167 152H166ZM179 154H180V152H179ZM75 155H78V154H75ZM83 155H81V156L84 159ZM88 155H90V154H88ZM160 155L161 154H159V157H160ZM225 155H226V153H225ZM225 155H223V157ZM71 156H72V154H71ZM91 156L92 155H90V159H91ZM162 156H164V155H162ZM174 156H175V154H174ZM180 156L181 155H179V157H178V155H177V158L180 159ZM184 156H187V155H184ZM239 156H240V154H239ZM250 156H248V157H250ZM50 157H51V155H50ZM78 157H79V155H78ZM189 157L190 156H188V158ZM234 157L237 158L236 155ZM242 157H244V156H242ZM242 157H240V158H242ZM40 158H44L42 160H45V161L39 160ZM207 158H209V155L207 156ZM240 158H239V160H240ZM50 159H52V158H50ZM175 159H176V156H175L174 160ZM186 159H187V157H186ZM186 159L184 158V161ZM250 159H251V157L249 158V162L251 161ZM134 160H133V162H134ZM167 160H169V159H167ZM206 160H208V159H206ZM211 160H212V157H211ZM213 160L215 161V159H213ZM221 160H223V159H221ZM233 160H235V159H233ZM83 161L85 162V160H83ZM138 161H139V159H138ZM143 161H144V158H143ZM192 161H193V159H192ZM53 162H55V161H53ZM71 162H73V161H71ZM80 162H78V163H80ZM98 162H96V163H98ZM146 162H147V160H146ZM146 162H145V164H146ZM228 162H230V161H228ZM241 162H242V160H241ZM173 163L174 162H172V165H173ZM177 163L179 164V162H177ZM184 163H182V165L187 164V162H186V164H184ZM219 163H221V162L219 161ZM234 163L237 164L236 162H234ZM251 163H252V161H251ZM52 164H54V163H52ZM154 164H156V162ZM221 164H220V166H221ZM225 164L226 163H224V165ZM230 164L233 165V162ZM235 164L233 165L234 167H235ZM242 164H240V165H242ZM76 165H77V163H76ZM99 165L100 164H98V166ZM256 165H259V164L256 163ZM72 166H74V165H72ZM156 166L157 165H155V167ZM160 166H162V164ZM176 166L177 165L174 164V168ZM191 166H189V168ZM222 166H223V164H222ZM94 167H96V166H94ZM127 167L129 169L128 165H127ZM133 167H135V166H133ZM137 167H138V165H137ZM202 167H203V165H202ZM226 167H227V165H225V168ZM234 167L232 169L235 170ZM240 167H243V166H240ZM251 167H252V165H251ZM91 168H92V166H91ZM123 168L124 167H122L120 169H123ZM130 168H131V166H130ZM151 168H153V167H151ZM167 168L168 167H166V169ZM183 168H184V166H183ZM206 168H207V166L205 167V169ZM212 168L217 169L216 166L215 167L212 166ZM225 168L223 167V169H225ZM135 169H136V167H135ZM177 169L178 168H176V170ZM192 169H194V168H191V170ZM236 169H238V167H236ZM241 169L244 170V167ZM70 170H73L72 171L73 174H71ZM117 170H119V169H117ZM208 170H210V169L208 168ZM227 170H228V167H227ZM243 170H240V171H243ZM262 170H264V169H262ZM205 171H207V170H205ZM259 171H261V170H259ZM90 172L92 173V170ZM25 173H26L27 177L25 176ZM85 173H86V171H85ZM91 173H90V175H91ZM154 173L155 172H153V174ZM173 173H174V171H173ZM175 173H176V171H175ZM178 173H180V172L178 171ZM197 173H199V171ZM214 173H216V172H214ZM83 174H84V172H83ZM98 174L99 173H97L96 175H98ZM130 174H133V173L131 172ZM188 174H189V172H188ZM207 174H208V172H207ZM234 174L236 175V172ZM239 174H240V172H239ZM260 174H262V173H260ZM12 175L14 177H12ZM75 175H74V177H75ZM179 175H177V176H179ZM185 175H186V173H185ZM191 175L193 176L194 174H191ZM205 175H206V173H205ZM216 175H218V173H216ZM228 175H231V174H228ZM247 175H248V173H247ZM77 176L79 177V175H77ZM86 176H87V174H86ZM140 176H141V174H140ZM194 176L196 177V175H194ZM214 176H215V174H214ZM92 177H93V175H92ZM92 177H90V179ZM128 177L129 176H127V178ZM131 177H132V175H131ZM144 177H145V175H144ZM153 177H155V176H153ZM188 177L189 176H187V178ZM197 177H199V174ZM202 177H205V176H202ZM206 177H208V175ZM222 177H223V175H222ZM232 177H235V179H236V176L232 175ZM237 177H238V173H237ZM166 178H167V176H166ZM187 178H186V180H187ZM191 178H193V177H191ZM218 178H220V176ZM26 179L31 184H28V182L26 183L25 182V181H27ZM53 179H54V177H53ZM95 179H94V181H95ZM142 179L143 178H141V180ZM156 179L157 178H155V181L160 180V179H158V180H156ZM167 179H169V178H167ZM176 179H177V177H176ZM196 179H198V178H196ZM229 179H231V178H229ZM233 179H232V181H233ZM261 179H262V177H261ZM71 180H72V177H71ZM73 180H74V178H73ZM98 180H100V177ZM138 180H140V178H138ZM153 180H154V178H153ZM153 180H152V182L154 183ZM177 180H176V182H177ZM184 180H182V181H184ZM208 180H210V179H208ZM249 180H250V178H249ZM254 180H256L258 182L259 179L257 180V178H255ZM79 181H82V180H79ZM263 181H264V173H263ZM192 182H193V180H192ZM257 182H255V184ZM262 182H261V184H262ZM113 183H112V185H113ZM126 183H127V185H129L128 182H126ZM130 183H131V181H130ZM134 183H137V182L134 181ZM144 183H145V181H144ZM183 183L185 184L186 181H184ZM205 183H206V181H205ZM220 183H222V182H220ZM14 184H15V181H14ZM14 184H13V186H15ZM85 184H87V182ZM168 184H170V183H168ZM210 184H209V186H210ZM5 185H8V184H5ZM61 185H63V184H61ZM69 185H71V184H69ZM109 185L111 186L110 183H109ZM121 185H122V183H121ZM121 185H120V187H121ZM154 185H156V184H154ZM216 185H218V180H217ZM222 185H224V184H222ZM252 185H253V183H252ZM58 186L59 185H57L56 187H58ZM197 186H199V185H197ZM220 186H221V184H220ZM220 186H218V187H220ZM218 187H217V189H218ZM256 187H257V185H256ZM258 187H259V185H258ZM35 188H33V189H35ZM42 188H43V186H42ZM44 189H45V187H44ZM109 189H108V192L110 191ZM224 189H226V188H224ZM14 190H15L14 194H16V189H14ZM8 191H9V189H8ZM33 191H35V190H33ZM105 191H107V190H104V192ZM164 191H165V189H164ZM164 191L162 193H164ZM167 191L169 194V190H167ZM1 192H5V191H1ZM6 192H7V190H6ZM47 192L50 193V191H48V190H47ZM216 192L219 193V191H216ZM220 192H222V191H220ZM240 192H242V191H240ZM52 193H53V191H52ZM52 193H51V195H52ZM209 193H210V190H209ZM11 194H12V192H11ZM27 194H28V195H26L27 198L25 197L26 203H27V200H29L30 204L32 206H34L35 203L32 204L34 195L29 194V193H27ZM65 194H67V193H65ZM81 194H82V192H81ZM2 195H3V193H2ZM16 195H17V197L19 196L18 194H16ZM22 195H24V194L22 193ZM234 195H235V193H234ZM237 195H235V196H237ZM9 196H11V195H9ZM14 196L12 198L13 200L10 201L12 203H14V202L16 203V201H18L17 199L20 198V197H18L16 199V201H14ZM56 196H58V195L56 194L55 197ZM218 196L220 197V195H218ZM221 196H223V195H221ZM1 197L2 196H0V198ZM55 197H53V198H55ZM63 197H65V195ZM188 197H190V196H188ZM210 197H208V198L210 199ZM39 198L43 201L42 203L44 204V202L46 203L51 198V196L48 194L41 195V193H40ZM105 198H107V197L105 196ZM158 198L160 199V197H158ZM103 199H104V197H103ZM3 200H5V199H3ZM9 200L7 203L8 205H9ZM35 200H37V199H35ZM81 200H83V199L81 198ZM81 200L79 201L80 203H81ZM218 200H220V199H218ZM104 202H106V201H104ZM177 202H178V199H177L176 203ZM186 202H188V201H186ZM204 202H205V200H204ZM50 203H51V201H50ZM56 204H54V205H56ZM158 204L159 203L157 202L156 205H158ZM210 204H211V202H210ZM160 205H162V204H160ZM186 205H187V203H186ZM27 206H28V203H27ZM32 206H30L29 208H31ZM37 206H39V205L37 204ZM43 206L44 205H42L41 207H43ZM16 207H13V209L15 208L14 211L18 212L16 210L19 208H16ZM51 207L53 208V205ZM94 207H91V208L96 209V205ZM159 207H161V206H159ZM180 207L182 208V206H180ZM9 208H11V207H9ZM44 208H45V206H44ZM207 208H208V206H207ZM7 209H8V207H7ZM25 209L26 208H24V210ZM78 210H80V209H78ZM9 211H10V209H9ZM14 211H12V213ZM25 211L27 212V210H25ZM73 211H72V215L74 214ZM22 212L23 211L21 210V214H22ZM37 212L38 211H36V213ZM47 212L48 211H46V213ZM57 212L59 213L58 210H57ZM95 212H97V211H95ZM80 213L82 215L84 214L81 211H80ZM91 213H92V210H91ZM43 214H45V213H43ZM70 214H69V216H70ZM208 214H209V212H208ZM34 215H36V214L34 213ZM47 215H48V217H51V215L49 216V213ZM107 215H109V214H107ZM15 216H17V215L15 214ZM22 216H23V214H22ZM84 217H85V214H84ZM87 217H89V216H87ZM11 218H12V220L14 219L13 217H11ZM36 218L38 219L37 216H36ZM89 219H91V218H89ZM14 221H16V219H14ZM18 221H19V219H18ZM41 221L43 222V218ZM45 221H47V220H45ZM84 222L86 223V220ZM19 224H20L19 222H13L12 225L14 227H17ZM46 224H44V227L46 226ZM51 224H53V223H51ZM58 224H60V222ZM9 225L11 226V224H9ZM54 225L56 226V224H54ZM10 226H9V228H10ZM19 226H21V225H19ZM24 226H26V225H24ZM62 227H63V225H62ZM62 227L60 226L59 229ZM17 228L15 230H13V232H12L13 234H14V231H17ZM24 228L25 227H23V229ZM39 230H40V228L38 229V231ZM20 231H22V230H19V232ZM54 232H55V230H54ZM13 234H12V237H13ZM16 234H18V233H16ZM16 240L19 241L18 237Z\"/></svg>","mask_w":264,"mask_h":264}]
</instances>
